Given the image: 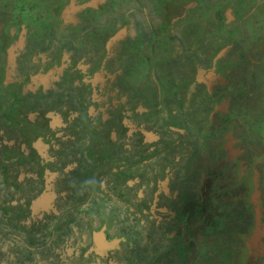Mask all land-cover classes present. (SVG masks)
<instances>
[{
	"label": "flooded vegetation",
	"instance_id": "obj_1",
	"mask_svg": "<svg viewBox=\"0 0 264 264\" xmlns=\"http://www.w3.org/2000/svg\"><path fill=\"white\" fill-rule=\"evenodd\" d=\"M86 2L0 0V264H207L211 239L167 227L188 184L237 212L231 260L264 264V237L246 245L254 185L264 226V88L234 78L261 79L264 0H213L209 20L158 0L153 25L140 0Z\"/></svg>",
	"mask_w": 264,
	"mask_h": 264
},
{
	"label": "rangeland",
	"instance_id": "obj_2",
	"mask_svg": "<svg viewBox=\"0 0 264 264\" xmlns=\"http://www.w3.org/2000/svg\"><path fill=\"white\" fill-rule=\"evenodd\" d=\"M198 1V0H197ZM100 2V0H98V3ZM141 4L146 8H148V14H147V23L148 21L153 25L154 21L157 20L156 16L158 14L155 13V10L153 9V7H151V5L153 4L154 6H158L159 2L158 0H140ZM212 3L213 0H199V8L200 10H203L202 13H204V15H202L199 18H203L206 20L208 19L207 15H210L213 13L218 12L217 8H210L207 6L208 3ZM92 0H89V4H87V2L85 3V8L84 11L79 12L78 15H82L83 13L87 14V13H91V12H95V10L97 8H95V6H93L92 4ZM91 4V5H90ZM89 5V6H88ZM151 7V8H150ZM121 8H119L120 10ZM164 11H166V7L164 8ZM98 13V12H97ZM99 15V14H98ZM189 14V18H190ZM128 18H125L124 20L126 22L130 21V20H135V18H138L140 15L137 14H127ZM125 17V15H123L121 18L123 19ZM79 20V18H78ZM123 20V21H124ZM140 21L142 20L141 18L139 19ZM205 21V20H202ZM149 24V23H148ZM95 24H93L94 26ZM141 25V24H140ZM95 28V27H93ZM252 27L251 26H245L244 27V31L245 32H249L251 31ZM143 30L147 31V28L143 27ZM103 32L100 31L98 34L95 35L94 32L90 33V36L93 37L94 39L97 38H101L103 36L102 34ZM158 33H155V36ZM225 49L221 50L220 52L223 53ZM219 52V53H220ZM234 74V73H233ZM258 77L260 76L261 79L257 80V81H252L249 79H246L245 76L246 74H244L243 76H239L237 77L235 75V86L239 87L240 91L245 92V90L247 88H249L250 86H253L256 84L257 87H260L261 82L264 79L263 73L261 71V69L258 70L257 72ZM262 75V76H261ZM251 77H254V75H252ZM211 79V78H209ZM233 79V78H232ZM250 94V93H249ZM252 95V94H250ZM239 101L240 104L242 105V99H240ZM247 100H245L246 102ZM249 102H252L251 100H248ZM262 148L264 149V143L262 144ZM260 156L263 154L258 153ZM264 158V157H261ZM193 182V181H192ZM190 182V183H192ZM186 184V183H185ZM179 189H182V191L184 192V199L183 202L175 209L176 213H177V218L174 221V224H169L167 227L169 229V231L171 233L173 232H177V235H180L181 232H185L184 234H188V231L186 230L187 228H189V230L191 229L192 232H199L198 235L203 236V234L205 235V237H208L210 240V244H209V251L210 253H213L215 255H202V261H206L207 264H237L238 260H231V257L228 255H231L233 253V239H232V235L229 238V234L232 232H240L239 231V227L236 226L233 222V220H235L233 218V213H237L235 210L228 208L227 210L223 209V210H218V208L215 207L214 203H210V202H199V199L195 196H192L193 193L197 192V190H195L194 188L190 187V184H188V187H178ZM213 190L207 191V196L209 197L210 200L215 201V197L216 196H211ZM188 193H190V195H188ZM169 208H171V206H168ZM245 211L248 212L247 208H244ZM102 213L104 215H106V210L102 211ZM106 221L108 223H110V218L109 217H105ZM127 221L123 222L120 218L118 219V227L116 228V230H121L120 226L125 228V233H126V237L129 236V226L131 225L133 219L127 215L126 217ZM128 228V231H127ZM186 228V229H185ZM249 235V234H248ZM223 238V239H222ZM180 242V241H179ZM182 244H184L183 242H181ZM185 247H189L188 244L184 245ZM183 246V247H184ZM225 248V250H224ZM227 248V249H226ZM264 248L263 245H261V250ZM189 250H192L190 247L188 248ZM183 250H185L184 248H182V252ZM218 250L223 251L222 254L218 253ZM187 251V250H186ZM224 251L226 253H224ZM181 252V253H182ZM192 251H187L186 253H183V255H181L182 257H188L191 254ZM219 255H218V254ZM170 254H172V251H170ZM230 257V258H229ZM241 258H243V255L241 254ZM235 259V258H234ZM228 262V263H226ZM188 264V261H186V259H184L181 262H178V264Z\"/></svg>",
	"mask_w": 264,
	"mask_h": 264
},
{
	"label": "water",
	"instance_id": "obj_3",
	"mask_svg": "<svg viewBox=\"0 0 264 264\" xmlns=\"http://www.w3.org/2000/svg\"><path fill=\"white\" fill-rule=\"evenodd\" d=\"M87 4H89V2H87ZM91 4L93 6H96L98 4L97 3V0H92V3ZM85 6L86 5L84 3L83 4V8H85ZM181 10H182V8L179 10V12ZM120 36H121V32L116 33V34H113L112 36L107 37V39H106L107 45L113 44V42H115V40L120 39ZM223 53L220 52L219 54H217L215 56V59L220 58ZM201 81H204L203 78H202V74L198 77V82H201ZM249 187H250V189H252V185L251 184L249 185ZM256 192L258 194H255V192H254L253 195H251L252 196L251 197L252 198L251 201L253 200L252 203L256 207V210H255V221L256 222H255V226H254V228H253V230L251 232V235L246 239L247 248L251 247L250 245H252V244L258 243L259 242V239L261 237H264V226L260 224V219H261L260 213H261V210H260V208L257 207V205H259V196H260V191L257 189V187H256ZM255 260H256V262L258 261L257 259H255ZM242 262H243V264H247L248 261L242 260Z\"/></svg>",
	"mask_w": 264,
	"mask_h": 264
},
{
	"label": "trees",
	"instance_id": "obj_4",
	"mask_svg": "<svg viewBox=\"0 0 264 264\" xmlns=\"http://www.w3.org/2000/svg\"><path fill=\"white\" fill-rule=\"evenodd\" d=\"M218 5H216V6H213L212 8H219V7H217ZM261 71H262V73H263V76H264V71H263V68H261ZM261 85L263 86V88H264V79H263V81L261 82ZM226 263H228V262H226ZM228 264H230V263H228Z\"/></svg>",
	"mask_w": 264,
	"mask_h": 264
},
{
	"label": "crops",
	"instance_id": "obj_5",
	"mask_svg": "<svg viewBox=\"0 0 264 264\" xmlns=\"http://www.w3.org/2000/svg\"><path fill=\"white\" fill-rule=\"evenodd\" d=\"M254 186H255V188H254V189L256 190V185H254Z\"/></svg>",
	"mask_w": 264,
	"mask_h": 264
}]
</instances>
